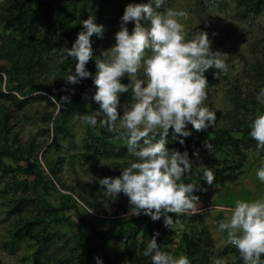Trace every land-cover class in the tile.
Returning <instances> with one entry per match:
<instances>
[{
	"label": "trees",
	"instance_id": "16d2710c",
	"mask_svg": "<svg viewBox=\"0 0 264 264\" xmlns=\"http://www.w3.org/2000/svg\"><path fill=\"white\" fill-rule=\"evenodd\" d=\"M230 1L242 19L254 20L264 12V0ZM135 3L143 4V0ZM211 3L212 0H196L198 12H205ZM106 10H110L114 21L121 23L123 10L116 0H0V73H6L8 77L5 89L0 76V207L10 220L9 243L31 241L36 243L38 250L51 248L50 240L44 238L54 221L56 224L65 222L72 231L78 228L79 232L70 235L74 249L69 250V258H48L45 264H74L76 260H89L90 263L94 254H107L105 247L113 240L119 242V247L107 255L104 264H151L150 257L143 256L142 252L155 233H159L157 243L161 250L176 258L186 255L191 264H214L215 258L224 259L228 255H234L236 261H226V264H244L234 246L232 249L223 247L212 257L213 237L200 212L189 216L169 214L184 228L178 236L174 229L165 227L163 216L157 221L143 214L124 221L112 218L98 226L84 219L70 193L60 194L56 199L52 196V192H58L57 183L60 188L75 193L59 178L63 166L71 161L61 140L74 138L71 122L76 114L92 115L99 108L91 99L95 94V58L99 57L97 42L91 40L93 59L86 65L91 75L77 85L66 83L67 76L75 72L76 62L72 58L65 60L63 49L70 48L83 30L81 21L92 15L97 18ZM133 26L130 22V33ZM252 52L255 59L244 69L251 73L248 80L259 94L264 89V53L257 56L255 49ZM63 91L72 97V101L62 105L55 116L47 117V121H51L45 131L51 139L48 147L55 152L54 160L49 161L44 145L37 143L34 137L23 141L19 132L12 131L11 119L13 116L16 119L33 100L42 97L41 92L59 102ZM232 93L236 98L233 101L235 111L224 113L207 131L195 132L188 125L191 136L173 139L169 130L166 148L170 153L173 150L188 153L193 168L183 177V182L190 183L188 179H194L193 184L203 189L193 193L200 200L213 188L235 182L243 167L244 151H257L256 141L250 136L251 124L256 114H264V104L256 101L248 105L238 96L236 86L232 87ZM83 101L88 106L80 103ZM247 112L252 119H248ZM229 119L233 121L230 123ZM89 125L83 129L80 156L91 166L92 180L87 185L92 202L86 201L81 194L78 196L93 211L110 215L106 210L98 209L110 201L98 180L119 176L120 170L130 166L136 158L128 152L126 138L119 135L122 129L109 132L98 122L93 127ZM180 139L184 140L183 145L179 143ZM260 152L264 153V150ZM228 154L233 159L227 158ZM39 158H44L48 174L42 169ZM205 167L214 173L211 185L203 180ZM81 224L89 226L91 234L81 231ZM123 224L129 225L127 234H122ZM48 237L51 239L50 235ZM124 239L125 243L121 244ZM80 247L86 249L74 253ZM38 250L33 254L35 258Z\"/></svg>",
	"mask_w": 264,
	"mask_h": 264
},
{
	"label": "clouds",
	"instance_id": "9594fccd",
	"mask_svg": "<svg viewBox=\"0 0 264 264\" xmlns=\"http://www.w3.org/2000/svg\"><path fill=\"white\" fill-rule=\"evenodd\" d=\"M147 4L129 3L121 17L119 31L115 33V44L95 58L97 69L93 84L95 94L91 97L98 106L92 115L83 117L91 125L97 122L109 132L119 133L126 138L128 152L136 158L130 166L120 170L117 177L99 179L104 195L115 200L119 194L128 198V216H149L160 220L163 216L165 227L174 224L172 216L195 215L200 211V198L194 192L203 191L196 184L183 182L191 173L193 163L187 152L180 153L166 148L169 130L173 139L189 137L192 132L207 131L216 122V113L205 106L208 82L204 73L209 69L227 72L228 54L211 50L212 41L208 33L195 31L187 33L180 18L187 19V13L168 9L159 12L163 0ZM95 15L81 21L82 31L77 34L70 48L64 47V59L75 60V72L67 76V84L77 85L90 77L86 69L93 59L91 37L102 39L106 31L103 24L95 22ZM134 26L129 32L126 25ZM142 22H147L144 26ZM150 54L146 55V51ZM143 70L145 79L138 78ZM4 86L7 74L0 73ZM127 76L131 83L125 85L121 79ZM131 89L130 106L123 107L120 114V94ZM57 111L69 103L68 96H61ZM264 104V89L256 97ZM98 117H102L97 120ZM250 136L256 141L257 151L264 150V114L258 115L251 124ZM179 143L184 144L180 139ZM206 148L210 147L205 145ZM264 183V167L256 171ZM214 173L203 169V180L211 185ZM230 217L218 222V229L226 232V244L234 246L244 264H264V198L235 201L229 208ZM93 213V212H92ZM91 213V214H92ZM155 233L149 240L142 255L150 257L151 264H191L186 255L174 257L161 250ZM125 243V239L121 244ZM101 264L99 257H94ZM214 264H226L223 258H215Z\"/></svg>",
	"mask_w": 264,
	"mask_h": 264
},
{
	"label": "rangeland",
	"instance_id": "374dc122",
	"mask_svg": "<svg viewBox=\"0 0 264 264\" xmlns=\"http://www.w3.org/2000/svg\"><path fill=\"white\" fill-rule=\"evenodd\" d=\"M116 1L123 11L127 4L136 2V0ZM212 1L213 3H211V6L208 7L205 12L201 13L198 12L196 0H163L161 7L157 9V11L163 13L168 9H173L186 12L187 19L180 18V22L185 25V31L190 35L195 31L207 32L209 39L212 41L211 50H219L221 53L228 54L227 72H218L216 69H209L204 73L208 82L207 99L204 103L205 106L210 107L213 112L216 113L218 119L221 118L224 113L235 111L233 101H235L236 98L232 93V87L234 86H236L237 94L238 91L240 93L238 96L248 105L250 102L256 103L257 101L256 97L258 92L248 80L251 73L244 68L249 67L252 60L255 59L252 52L253 49L257 51V56L260 52L261 55L264 53V12L254 20L242 19L238 15V9L230 0ZM149 2L150 0H143V4ZM153 7H155L154 0ZM109 11L110 10L100 12V15L95 20L97 24H103L105 26L106 31L104 32L103 38H97L95 35L91 37V40L97 42L99 56L104 50L114 46L115 33L119 31L121 25V23L114 21ZM142 24L146 26L147 22H142ZM129 26L130 23L126 25L127 28H129ZM147 54H150V50L146 51V55ZM137 76L140 79H145L142 69L138 72ZM122 80L124 82H122ZM121 83L127 85L131 83V80L125 76L121 79ZM40 94L42 97L33 100L23 112L18 114L16 119H14L13 116L11 119L12 131L19 132L23 141L29 137H34L37 143L44 145V149L48 151L47 160L51 161L55 158V152L48 147L51 143V139L45 131L47 127L51 126V121L48 122L47 117L55 116L58 111L56 105L50 99V95L44 92ZM61 95L68 96L66 91H63ZM68 97L71 102L72 97ZM133 102L131 89L127 93H121L120 114H123L124 106H130ZM80 103L88 106V103L85 101ZM76 115L71 122L74 138L61 140L64 150L71 156V158H69L71 161L63 166L59 174L60 181L66 187H72L75 193L60 188L57 183L55 185L58 192H52V196L56 199L60 194L70 193L71 196L76 199L80 213L84 219L86 221H92L98 226L106 219L116 218L119 221L131 219L134 216L127 215L130 208L128 198L122 193L113 201L109 198V204L103 203V208H98L106 210L110 215H104L100 211L95 212L88 206H85L84 201H80V195L78 196V194L83 195L86 201L92 202L87 185V183L91 182L92 176L91 166L85 163L82 159L83 157L80 156V140L83 135V129L89 124L83 120V115ZM247 115L248 119H252L250 112H247ZM257 116L258 114H256V117ZM229 121L231 123L233 120L229 119ZM118 124L119 122H117V128L119 129ZM89 126L93 127L91 124ZM237 136L239 137V135ZM244 153L245 160L237 180L213 188L208 195L202 197L200 200L199 212L202 214L214 241L212 257L216 256L217 251L223 247L228 249L233 248L232 245L226 244V232H222L218 229V222L230 217L231 213L228 209L235 206V201H252L264 198V183H261L256 176V171L264 167V153L253 149L245 150ZM227 158L233 159L231 154H228ZM39 162L44 172L48 174L44 158H39ZM188 181L194 183V179H188ZM9 227L10 220L0 207V264H45L48 258L50 260L60 256L69 258V250L74 249L73 242L70 240V235L79 232L78 228L72 231L65 222L56 224L52 221L51 228L44 238L50 240L51 248H44L43 250L39 248L38 250L36 243L34 242L32 244L31 241L27 243H9L7 237ZM80 228L81 231H84L86 234H91L89 226L81 224ZM171 228L177 232L178 236L184 229L182 224L177 221L174 222ZM129 230L128 224L122 225V234H127ZM48 235L51 236V239ZM178 236H176V238H178ZM118 247L119 242L113 240L105 247L107 254H103L102 252L94 254L91 257L90 263L89 260L88 262L76 260L74 264H96L94 257H99L101 264H104L107 255L113 254ZM85 249L86 247H80L77 252L74 253L79 254V251H84ZM37 250L38 252L35 258L33 254ZM224 260L235 262L236 257L234 255H228Z\"/></svg>",
	"mask_w": 264,
	"mask_h": 264
}]
</instances>
